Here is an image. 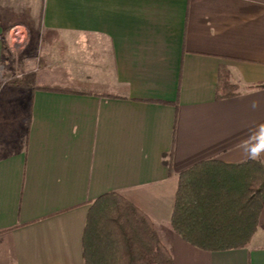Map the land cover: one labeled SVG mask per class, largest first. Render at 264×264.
<instances>
[{"label":"crops","instance_id":"obj_1","mask_svg":"<svg viewBox=\"0 0 264 264\" xmlns=\"http://www.w3.org/2000/svg\"><path fill=\"white\" fill-rule=\"evenodd\" d=\"M18 25L44 55L35 85L0 82V264H85L91 202L112 191L174 264H264V204L241 248L171 226L181 171L264 163V0H0V66ZM221 71L238 95L217 97Z\"/></svg>","mask_w":264,"mask_h":264},{"label":"trees","instance_id":"obj_2","mask_svg":"<svg viewBox=\"0 0 264 264\" xmlns=\"http://www.w3.org/2000/svg\"><path fill=\"white\" fill-rule=\"evenodd\" d=\"M2 77L15 86L35 85L33 74L19 78L5 71L0 73V82ZM40 88L67 90L62 86ZM238 93L237 85L221 71L217 97ZM263 204L264 163L254 159L239 163L209 159L179 173L171 226L185 241L204 250L241 248L256 232ZM83 255L85 264H174L153 219L114 191L91 202Z\"/></svg>","mask_w":264,"mask_h":264},{"label":"rangeland","instance_id":"obj_3","mask_svg":"<svg viewBox=\"0 0 264 264\" xmlns=\"http://www.w3.org/2000/svg\"><path fill=\"white\" fill-rule=\"evenodd\" d=\"M22 29L18 34L15 31L6 35V44L9 51L6 70L21 71L23 75L33 74L41 65L44 49L41 43L31 42L29 31ZM22 75V76H23ZM8 80V79H7ZM6 80V81H7Z\"/></svg>","mask_w":264,"mask_h":264},{"label":"built area","instance_id":"obj_4","mask_svg":"<svg viewBox=\"0 0 264 264\" xmlns=\"http://www.w3.org/2000/svg\"><path fill=\"white\" fill-rule=\"evenodd\" d=\"M20 28H23V27H21V26H14L12 29H11V31H10V33L9 34H12L14 31H15V33L16 34H18L19 32H21L22 31V29H20ZM24 29V28H23ZM6 66H8V64L5 62L2 66H0V73H1V75L5 72V71H7L6 70ZM10 72L12 73V75H14V76H16V77H22V75H23V73L21 72V71H12V69H10ZM2 79H4L5 81L8 79V78H5V77H2Z\"/></svg>","mask_w":264,"mask_h":264}]
</instances>
